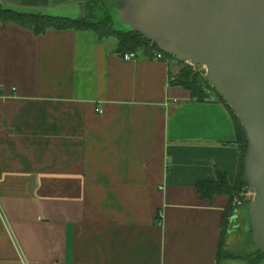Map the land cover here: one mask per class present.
Segmentation results:
<instances>
[{
    "label": "crops",
    "instance_id": "1",
    "mask_svg": "<svg viewBox=\"0 0 264 264\" xmlns=\"http://www.w3.org/2000/svg\"><path fill=\"white\" fill-rule=\"evenodd\" d=\"M74 1L0 4L73 18ZM112 38L0 24V264H219L230 198L197 185L236 184L233 115Z\"/></svg>",
    "mask_w": 264,
    "mask_h": 264
},
{
    "label": "water",
    "instance_id": "2",
    "mask_svg": "<svg viewBox=\"0 0 264 264\" xmlns=\"http://www.w3.org/2000/svg\"><path fill=\"white\" fill-rule=\"evenodd\" d=\"M88 0H75L78 20ZM120 33H136L160 51L205 71L247 138L244 177L252 198L249 228L232 216L228 233L248 231L264 254V0H104Z\"/></svg>",
    "mask_w": 264,
    "mask_h": 264
},
{
    "label": "trees",
    "instance_id": "3",
    "mask_svg": "<svg viewBox=\"0 0 264 264\" xmlns=\"http://www.w3.org/2000/svg\"><path fill=\"white\" fill-rule=\"evenodd\" d=\"M0 24L2 25H18L25 29L33 30L36 35H42L48 31H75V32H92L98 36L100 40L108 38H116L118 40L117 54L124 56L127 53L143 52L148 57L154 58V52H161L165 59L170 62L177 61L183 65L184 69L178 75L175 83L181 85L186 90L190 91L193 98L204 100L207 97V90L211 89L216 93L219 99L228 107L233 115L238 144L242 149V160L238 180L234 186H231L224 174L219 173L217 181L203 182L197 185V189L203 198H213L216 195H227L229 197H237L239 192L248 187L244 177V164L248 151V143L245 132L238 120V118L231 111L230 107L225 101L217 94L215 89L208 83L205 77H198L192 66L186 65L175 58H172L154 45L151 47L142 35L131 33H120L113 29V21L108 11L105 8L104 0H88L85 4V15L82 19H73L65 17H57L38 12H21L14 9L4 8L0 4ZM244 205L245 215L246 206ZM227 224V223H226ZM230 222L227 224L229 226ZM252 258V257H251ZM246 259L249 264H260L264 261V254L257 250L254 258Z\"/></svg>",
    "mask_w": 264,
    "mask_h": 264
},
{
    "label": "rangeland",
    "instance_id": "4",
    "mask_svg": "<svg viewBox=\"0 0 264 264\" xmlns=\"http://www.w3.org/2000/svg\"><path fill=\"white\" fill-rule=\"evenodd\" d=\"M68 18V17H65ZM78 15L73 16V19H77ZM115 38H112L114 40ZM173 78L176 80L178 79V75H180L181 71L184 69L183 65H181L177 61H173ZM188 66H191L189 64H186ZM194 73L198 77H205V71L202 68L199 67H193ZM241 192V191H240ZM239 192V194H241ZM230 198V204H229V211H228V220L227 224L229 223L230 218L232 216L237 215L239 217L238 220V225L242 226L243 228H249V223L248 219L245 215V210L244 207L237 209L235 206V198L234 197H229ZM226 224L225 227V236H224V242L223 246L221 248L220 252V259H219V264H226L227 261L232 260V259H243L247 261L246 259L248 258H254L255 253L257 252V248L255 247L251 233L248 231L240 232V234L237 233H232L228 234L227 228L228 225ZM251 258V259H252ZM260 264H264V261L261 262Z\"/></svg>",
    "mask_w": 264,
    "mask_h": 264
},
{
    "label": "built area",
    "instance_id": "5",
    "mask_svg": "<svg viewBox=\"0 0 264 264\" xmlns=\"http://www.w3.org/2000/svg\"><path fill=\"white\" fill-rule=\"evenodd\" d=\"M151 47L154 46V44L150 43ZM124 60L127 61H131V60H135L137 58V53H127L122 57ZM154 59L156 60H165L164 55L161 52L155 51L154 52ZM99 112H102L101 110H98ZM241 194H239L236 198H235V206L237 209H240L242 207H244V205L249 202L252 198V194L250 191V187H246L244 189L241 190L240 192Z\"/></svg>",
    "mask_w": 264,
    "mask_h": 264
}]
</instances>
